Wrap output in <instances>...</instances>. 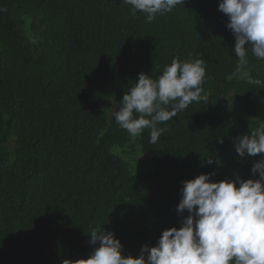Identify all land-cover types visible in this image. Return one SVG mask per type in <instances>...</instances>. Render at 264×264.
<instances>
[{
	"label": "trees",
	"instance_id": "trees-1",
	"mask_svg": "<svg viewBox=\"0 0 264 264\" xmlns=\"http://www.w3.org/2000/svg\"><path fill=\"white\" fill-rule=\"evenodd\" d=\"M219 3L185 0L147 23L122 0H0V264L87 259L92 227L139 257L189 215L185 180L259 178L264 153L240 157L235 142L264 124V84L250 82H264V61L249 48L233 76ZM175 57L204 61L207 102L161 123L155 144L149 128L130 136L112 109Z\"/></svg>",
	"mask_w": 264,
	"mask_h": 264
},
{
	"label": "clouds",
	"instance_id": "clouds-1",
	"mask_svg": "<svg viewBox=\"0 0 264 264\" xmlns=\"http://www.w3.org/2000/svg\"><path fill=\"white\" fill-rule=\"evenodd\" d=\"M122 2L131 6V15L143 13L151 23L185 0ZM219 10L228 17L227 27L235 37L238 63L233 76H239L249 64V48L264 61V0H220ZM242 75L247 77L248 73ZM204 77V61L199 58L181 61L175 57L156 79L140 73L123 95L119 109H112L113 119L132 137L149 128L150 143L155 144L167 131L159 127L161 123L194 101L207 102L201 87ZM250 82L264 84L260 79ZM235 150L240 157L264 153V124L237 138ZM252 174L259 178L213 182V173H208L185 180L177 211L189 215L181 227L164 230L156 246H143L139 257L125 256L114 232L92 227L88 235L94 249L89 258L65 259L61 264H264V158L254 164Z\"/></svg>",
	"mask_w": 264,
	"mask_h": 264
}]
</instances>
